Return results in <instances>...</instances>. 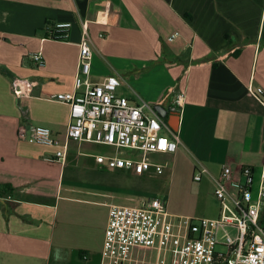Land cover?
<instances>
[{"label":"crops","instance_id":"crops-1","mask_svg":"<svg viewBox=\"0 0 264 264\" xmlns=\"http://www.w3.org/2000/svg\"><path fill=\"white\" fill-rule=\"evenodd\" d=\"M58 21L73 22L69 40L50 36ZM82 21L93 42L92 79L117 74L121 94L135 99L138 93L169 114L185 96L177 105L178 150L151 154L166 159L156 175L171 161L172 188L189 181L214 193L213 176L225 164L235 170L251 165L257 175L263 169L264 105L249 88L264 86V0H0V264H101L111 205L146 197L118 199L63 184L71 156L93 157L124 177L142 176L99 164L95 155L101 153L84 150L96 143L70 141L66 163H57L44 159L56 147L19 136L20 127L44 124L64 138L70 105L51 95L75 86ZM35 51L43 53L45 66L30 57ZM17 77L33 82L23 104L14 91ZM201 167L209 172L196 181ZM193 205L169 210L200 216ZM150 252L156 258L148 263L155 264L157 250L148 247L133 249L127 263L145 262L139 254Z\"/></svg>","mask_w":264,"mask_h":264},{"label":"built area","instance_id":"built-area-1","mask_svg":"<svg viewBox=\"0 0 264 264\" xmlns=\"http://www.w3.org/2000/svg\"><path fill=\"white\" fill-rule=\"evenodd\" d=\"M72 28V21H58L50 25V36L69 40ZM82 28L75 86L51 95L70 105L71 121L64 138L44 124L20 127V138L56 147L54 154L44 157L47 161L66 163L70 141H87L115 149L114 155H95L99 164L158 174L163 164L150 155L176 152L180 142L169 124V110L138 93L135 99L121 94L122 80L117 74L92 79L93 42L87 22L82 21ZM179 34L176 31L168 39ZM30 57L38 66L46 65L41 51L31 52ZM32 86L30 79L16 78L14 91L20 104ZM249 90L264 105V86H250ZM184 98L181 93L178 106H183ZM177 105L171 111H177ZM126 150L138 151L139 156H123ZM208 172L201 167L194 179L201 181ZM213 179L220 207L216 217L173 214L159 197L112 204L101 264H128L137 247L156 249L155 264H264V165L257 175L251 165L235 170L225 164Z\"/></svg>","mask_w":264,"mask_h":264},{"label":"rangeland","instance_id":"rangeland-1","mask_svg":"<svg viewBox=\"0 0 264 264\" xmlns=\"http://www.w3.org/2000/svg\"><path fill=\"white\" fill-rule=\"evenodd\" d=\"M132 84V83H131ZM134 86V85H133ZM123 90L124 87L122 86ZM88 150L91 153L101 154H115V149L110 146L102 144H93ZM74 154H77L78 149L72 150ZM138 151H134L133 154H124L123 156L138 157ZM154 161L166 164V159L155 155H150ZM172 162L169 161L165 167V172L161 175H154L151 172L144 174L138 172L142 176H129L124 177L114 172H108L102 169L94 162L93 157L85 156L82 160H77L75 156H71L68 162V166L64 169L62 175L63 184L77 185V186H90L95 190L114 193L116 196H156L162 200H166L172 209H184L189 202H194L193 211L200 216L215 217L219 214V203L215 198L211 187L198 188L199 183H194V186L186 181V184L182 187L176 183L173 188L170 185L169 180L170 170ZM57 170V169H56ZM137 172V171H136ZM144 174V175H143ZM197 184V185H196ZM134 203L130 200L126 203ZM138 256V255H137ZM139 259H145V262L139 261L138 264H152L149 261H154L156 258V252L149 254H139ZM132 264V263H131Z\"/></svg>","mask_w":264,"mask_h":264},{"label":"water","instance_id":"water-1","mask_svg":"<svg viewBox=\"0 0 264 264\" xmlns=\"http://www.w3.org/2000/svg\"><path fill=\"white\" fill-rule=\"evenodd\" d=\"M169 124L172 128L177 131L179 129L180 124V112L179 111H171L169 114Z\"/></svg>","mask_w":264,"mask_h":264},{"label":"trees","instance_id":"trees-1","mask_svg":"<svg viewBox=\"0 0 264 264\" xmlns=\"http://www.w3.org/2000/svg\"><path fill=\"white\" fill-rule=\"evenodd\" d=\"M4 186H7V185H4Z\"/></svg>","mask_w":264,"mask_h":264}]
</instances>
